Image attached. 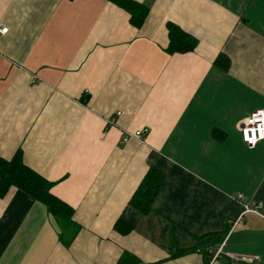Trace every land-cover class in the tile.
I'll use <instances>...</instances> for the list:
<instances>
[{
  "label": "crops",
  "instance_id": "0c3cea01",
  "mask_svg": "<svg viewBox=\"0 0 264 264\" xmlns=\"http://www.w3.org/2000/svg\"><path fill=\"white\" fill-rule=\"evenodd\" d=\"M137 1L139 26L111 0H0V158L21 151L78 226L11 186L0 264H205L222 231L208 264H264V140L241 134L264 109V0ZM169 22L196 47L170 52Z\"/></svg>",
  "mask_w": 264,
  "mask_h": 264
},
{
  "label": "trees",
  "instance_id": "16d2710c",
  "mask_svg": "<svg viewBox=\"0 0 264 264\" xmlns=\"http://www.w3.org/2000/svg\"><path fill=\"white\" fill-rule=\"evenodd\" d=\"M128 10L134 25H141L148 11V7L137 0H111ZM170 52H184L196 47L198 40L190 33L183 30L174 22L168 23ZM153 167H150L140 186L131 199L143 212L150 209L151 201L157 191V174ZM53 182L49 181L35 170L24 163L21 151H18L12 158H0V195L5 194L11 186H16L35 199L45 203L52 212L60 227H70L72 222L73 208L66 202L56 197L51 192ZM74 227H78L75 226ZM78 229V228H77ZM226 231L205 234L200 237L204 245L205 264L212 259L213 252L209 251L210 246L223 241ZM66 243L70 239H65Z\"/></svg>",
  "mask_w": 264,
  "mask_h": 264
},
{
  "label": "built area",
  "instance_id": "2783aa9c",
  "mask_svg": "<svg viewBox=\"0 0 264 264\" xmlns=\"http://www.w3.org/2000/svg\"><path fill=\"white\" fill-rule=\"evenodd\" d=\"M7 30V27L0 26V33H4ZM146 131L147 129L138 130L135 132L134 136L144 134ZM241 134L245 143L250 147L255 146L259 141L264 140V109L255 110L248 115L247 118H245L241 125ZM259 205L260 204H258V206ZM258 206L251 208L248 204H246L245 212H258ZM221 249L222 248H219V250L215 252L214 256H217L219 252H221ZM228 255L232 258L237 257V255L233 253H229Z\"/></svg>",
  "mask_w": 264,
  "mask_h": 264
},
{
  "label": "snow or ice",
  "instance_id": "6c2138e0",
  "mask_svg": "<svg viewBox=\"0 0 264 264\" xmlns=\"http://www.w3.org/2000/svg\"><path fill=\"white\" fill-rule=\"evenodd\" d=\"M247 138V137H246Z\"/></svg>",
  "mask_w": 264,
  "mask_h": 264
}]
</instances>
